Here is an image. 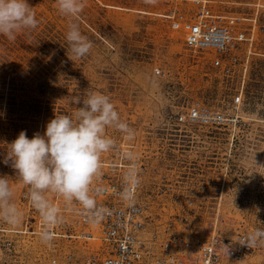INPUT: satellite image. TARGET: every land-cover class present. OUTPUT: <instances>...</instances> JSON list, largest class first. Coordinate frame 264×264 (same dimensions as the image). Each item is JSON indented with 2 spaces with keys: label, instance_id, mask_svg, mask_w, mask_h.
<instances>
[{
  "label": "rangeland",
  "instance_id": "rangeland-1",
  "mask_svg": "<svg viewBox=\"0 0 264 264\" xmlns=\"http://www.w3.org/2000/svg\"><path fill=\"white\" fill-rule=\"evenodd\" d=\"M180 1L85 0L80 18L73 21L58 11L56 0H27L37 28L21 31L15 40L0 35V176L9 178L11 202L21 213L16 224L0 223L20 229L33 209L22 198L30 187L10 160L5 163L9 145L21 131L29 139L43 135L55 115L74 116L83 106L75 98L101 93L133 133L129 138L108 127L106 135L114 143L101 162L141 158L146 169L141 196L159 229L180 230L177 224L167 226L180 213V202L169 193L154 197L156 188L170 184L161 177L174 174L194 189L199 213L191 226L212 225L222 236H234L239 227L247 234L264 229V0H210L215 11L255 14L257 19L256 55L239 106L231 104L234 89L188 52L181 32L159 16L184 6ZM72 22L92 42L83 58L72 55L66 40ZM157 68L160 76L154 75ZM194 101L226 110L233 119L216 129L178 124L174 118ZM107 172L102 166L94 179ZM258 244L261 252L238 264H262L264 244ZM13 246L15 253L1 248L0 264H38L36 251H43L48 241L15 237Z\"/></svg>",
  "mask_w": 264,
  "mask_h": 264
},
{
  "label": "built area",
  "instance_id": "built-area-1",
  "mask_svg": "<svg viewBox=\"0 0 264 264\" xmlns=\"http://www.w3.org/2000/svg\"><path fill=\"white\" fill-rule=\"evenodd\" d=\"M180 2L184 6L175 5L159 16L171 30L181 32L188 52L234 89L231 104L239 106L245 78L256 55L255 14L226 15L215 11L210 0ZM154 75L160 76L161 70L155 69ZM174 119L178 124L216 129L230 123L233 116L226 110L194 101ZM102 166L108 169L107 174L94 179L91 185L94 208L86 210L78 201L67 202L57 193L48 192V200L60 210L59 222L46 226L33 207L28 217L33 222L25 220L20 229L0 223V250L15 253L13 238H43L47 230L51 239L43 251H36L38 264H238L261 252L258 242L255 246L242 244L248 234L240 227L234 236H222L212 225L199 229L191 226L199 213L194 205V189L185 187L186 182L175 174L169 176L171 179L161 177L170 184L163 190L156 188L154 197L169 193L171 199L180 202V213L167 225L177 224L180 230L176 233L159 229L141 196L146 172L141 158L127 161L118 156L101 162ZM131 169L136 171L137 185L126 179ZM126 189L133 193L130 200L122 196ZM22 198L31 203L27 192ZM262 260L264 264V254Z\"/></svg>",
  "mask_w": 264,
  "mask_h": 264
},
{
  "label": "clouds",
  "instance_id": "clouds-1",
  "mask_svg": "<svg viewBox=\"0 0 264 264\" xmlns=\"http://www.w3.org/2000/svg\"><path fill=\"white\" fill-rule=\"evenodd\" d=\"M56 3L58 11L73 21L80 18L86 6L85 0H56ZM32 9L27 0H0V35L15 40L21 31L36 29L39 22ZM66 40L76 58H83L92 48V42L81 33L76 22L69 24ZM73 102L83 106L77 108L74 116L55 115L43 135L36 133L29 139L26 132L21 131L9 145L5 160V163L12 162L18 177L30 187L28 197L46 226L60 220V210L50 203L47 192L57 193L67 202L78 201L86 210L95 207L90 195L91 185L99 174L102 154L114 143L106 135V129L116 128L129 138L133 134L132 129L121 122L108 96L91 93L86 99L75 98ZM126 179L133 185L139 183L135 169L126 173ZM12 196L9 178L0 176V219L16 224L21 213L11 202ZM122 196L130 200L133 193L126 189ZM42 235L45 240L51 239L47 230ZM257 242L264 244V229L248 234L242 244L255 246Z\"/></svg>",
  "mask_w": 264,
  "mask_h": 264
}]
</instances>
